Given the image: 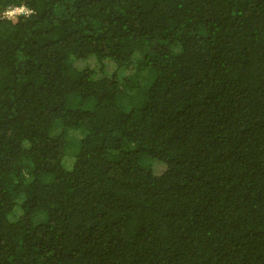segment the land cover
<instances>
[{"label": "trees", "instance_id": "obj_1", "mask_svg": "<svg viewBox=\"0 0 264 264\" xmlns=\"http://www.w3.org/2000/svg\"><path fill=\"white\" fill-rule=\"evenodd\" d=\"M0 264H264V0H0Z\"/></svg>", "mask_w": 264, "mask_h": 264}, {"label": "rangeland", "instance_id": "obj_2", "mask_svg": "<svg viewBox=\"0 0 264 264\" xmlns=\"http://www.w3.org/2000/svg\"><path fill=\"white\" fill-rule=\"evenodd\" d=\"M15 18L13 17V20ZM74 137H79L77 132H74ZM74 141H71V143H73ZM68 164V163H67ZM151 167H152V171L157 174V173H160L162 172L164 169H165V165L160 162V161H157V160H153L151 161ZM18 209V207H17ZM17 209L15 211H17Z\"/></svg>", "mask_w": 264, "mask_h": 264}, {"label": "built area", "instance_id": "obj_3", "mask_svg": "<svg viewBox=\"0 0 264 264\" xmlns=\"http://www.w3.org/2000/svg\"><path fill=\"white\" fill-rule=\"evenodd\" d=\"M23 9H24V8L21 7V8H15V9L8 10V11L6 12V15L9 16V17H10V16H13V15L16 14V13L21 12Z\"/></svg>", "mask_w": 264, "mask_h": 264}, {"label": "bare ground", "instance_id": "obj_4", "mask_svg": "<svg viewBox=\"0 0 264 264\" xmlns=\"http://www.w3.org/2000/svg\"><path fill=\"white\" fill-rule=\"evenodd\" d=\"M20 7V6H19ZM25 8V7H24ZM64 130V129H63ZM64 133H65V130H64Z\"/></svg>", "mask_w": 264, "mask_h": 264}]
</instances>
